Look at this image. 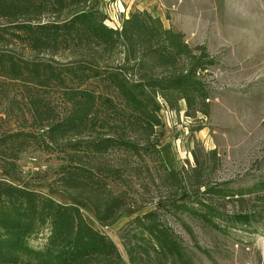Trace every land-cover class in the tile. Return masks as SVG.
Instances as JSON below:
<instances>
[{
  "label": "trees",
  "instance_id": "16d2710c",
  "mask_svg": "<svg viewBox=\"0 0 264 264\" xmlns=\"http://www.w3.org/2000/svg\"><path fill=\"white\" fill-rule=\"evenodd\" d=\"M90 1L0 0V166L20 180L29 148L59 156L53 178L37 172L36 185L83 199L109 226L154 183L138 162L160 157L158 96L175 108L186 101L190 113L206 96L198 73L213 61L147 11L113 28ZM163 168L182 189V172ZM158 205L128 224L127 263L78 205L0 179V264H194ZM46 229L43 246L32 247Z\"/></svg>",
  "mask_w": 264,
  "mask_h": 264
},
{
  "label": "rangeland",
  "instance_id": "374dc122",
  "mask_svg": "<svg viewBox=\"0 0 264 264\" xmlns=\"http://www.w3.org/2000/svg\"><path fill=\"white\" fill-rule=\"evenodd\" d=\"M94 8L107 15L113 28H121L131 13L147 11L165 28L183 33L196 54L198 46L205 47L213 61L198 73L206 96L190 113L186 101L175 108L158 96L160 157L147 154L138 162L145 182L154 183L141 188V203L112 225L101 226L83 199L36 185L37 172L48 181L53 178L62 163L59 156L29 148L18 161L21 179L1 166L0 179L78 205L127 263L128 224L159 204V214L194 264H264V0H91L89 9ZM163 165L182 172V189ZM243 215L250 221L241 222ZM47 235L46 229L29 244L40 248Z\"/></svg>",
  "mask_w": 264,
  "mask_h": 264
}]
</instances>
